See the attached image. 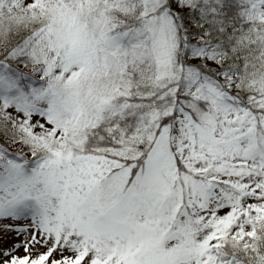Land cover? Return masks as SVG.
<instances>
[{
    "label": "snow or ice",
    "instance_id": "snow-or-ice-1",
    "mask_svg": "<svg viewBox=\"0 0 264 264\" xmlns=\"http://www.w3.org/2000/svg\"><path fill=\"white\" fill-rule=\"evenodd\" d=\"M0 264H264V0H0Z\"/></svg>",
    "mask_w": 264,
    "mask_h": 264
},
{
    "label": "rangeland",
    "instance_id": "rangeland-1",
    "mask_svg": "<svg viewBox=\"0 0 264 264\" xmlns=\"http://www.w3.org/2000/svg\"><path fill=\"white\" fill-rule=\"evenodd\" d=\"M17 254L22 255L23 254V250L22 249L18 250V253Z\"/></svg>",
    "mask_w": 264,
    "mask_h": 264
}]
</instances>
